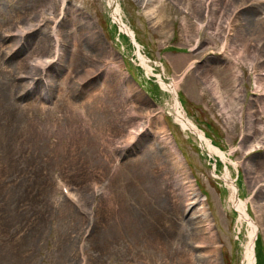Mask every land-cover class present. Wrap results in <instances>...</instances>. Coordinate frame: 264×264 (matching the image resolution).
<instances>
[{"label":"rangeland","instance_id":"374dc122","mask_svg":"<svg viewBox=\"0 0 264 264\" xmlns=\"http://www.w3.org/2000/svg\"><path fill=\"white\" fill-rule=\"evenodd\" d=\"M232 182L264 264V0H0V264H249Z\"/></svg>","mask_w":264,"mask_h":264},{"label":"bare ground","instance_id":"6f19581e","mask_svg":"<svg viewBox=\"0 0 264 264\" xmlns=\"http://www.w3.org/2000/svg\"><path fill=\"white\" fill-rule=\"evenodd\" d=\"M66 0H63V3ZM116 3V8L114 10L113 15L115 16V19H117V23L119 25V28H122V30L124 32H126L129 36H131L133 39H135L134 37V32L123 22L122 19V15L120 14V8ZM124 23V25L122 24ZM136 42V41H135ZM137 43V42H136ZM139 46V45H138ZM140 49V48H139ZM140 51V50H139ZM141 54V53H140ZM182 60V59H181ZM163 82V81H162ZM164 86L169 88L170 90H172V92L174 93L175 96V101H176V111H177V117L178 119L181 121L182 125L184 128H186L187 126H189L190 128L194 129L195 131H197L196 126L194 125V123L192 121H190L184 111V108L182 106V103L180 102V99L178 97V86L177 83L174 81L171 84H167L165 82H163ZM5 112V111H4ZM200 137L204 138V134L199 132ZM166 144V142H165ZM172 152V151H171ZM221 154L225 156L224 153L221 152ZM225 179L227 182L230 183V177L231 174L229 172V169H227V172L225 173ZM232 184V188H233V196H232V200L235 203L234 206L236 207L237 211L239 212L240 218L242 221H248L251 225H252V231H251V243L249 244L248 248H247V256L249 258V264H255V251H254V239L257 236L258 233V225L256 223V221L254 220V218L251 216L250 212H249V206L247 201H243L241 198H239V189L238 186L235 183H231ZM197 192V191H196ZM194 197H192L193 201H190L187 205H186V211H189L191 209H196L199 210V206L198 205H202V200L200 199V197L197 195V193H194ZM67 199V198H66ZM68 200V199H67ZM264 206L262 205V208L260 209V211H258V216L259 217H264V212L263 209ZM262 211V213H261ZM202 213L200 215H197L195 217V219H197V221L195 222L196 224H199L200 220L202 218H205L207 216L206 213V209L204 207H202ZM199 232V230H197ZM203 241L205 242V240H199L196 242L195 247L200 249V253H204V257H205V261L208 262V264H218L217 260L213 258L211 252H216L214 249V246L216 245V241L214 240V238L212 237V235L210 236V239L208 241L207 244H204ZM204 247L206 248V250L204 249ZM193 249V248H192ZM208 258V260H206ZM197 257L192 258L193 261H196ZM192 261V262H193ZM195 263V262H193Z\"/></svg>","mask_w":264,"mask_h":264},{"label":"trees","instance_id":"16d2710c","mask_svg":"<svg viewBox=\"0 0 264 264\" xmlns=\"http://www.w3.org/2000/svg\"><path fill=\"white\" fill-rule=\"evenodd\" d=\"M153 96L155 97V95L153 94Z\"/></svg>","mask_w":264,"mask_h":264},{"label":"water","instance_id":"95a60500","mask_svg":"<svg viewBox=\"0 0 264 264\" xmlns=\"http://www.w3.org/2000/svg\"><path fill=\"white\" fill-rule=\"evenodd\" d=\"M122 24V23H121ZM122 25H124V24H122ZM125 26V25H124Z\"/></svg>","mask_w":264,"mask_h":264}]
</instances>
